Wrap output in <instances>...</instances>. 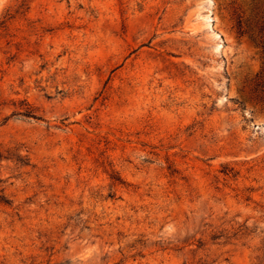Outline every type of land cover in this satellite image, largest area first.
<instances>
[{
    "label": "rangeland",
    "instance_id": "obj_1",
    "mask_svg": "<svg viewBox=\"0 0 264 264\" xmlns=\"http://www.w3.org/2000/svg\"><path fill=\"white\" fill-rule=\"evenodd\" d=\"M237 14L0 0V264H259L262 57Z\"/></svg>",
    "mask_w": 264,
    "mask_h": 264
},
{
    "label": "trees",
    "instance_id": "obj_2",
    "mask_svg": "<svg viewBox=\"0 0 264 264\" xmlns=\"http://www.w3.org/2000/svg\"><path fill=\"white\" fill-rule=\"evenodd\" d=\"M235 21L239 32L241 34L248 33L256 45L260 47L262 66L260 71L255 75L254 90L257 91L260 99L264 102V0H249L248 17L243 20L242 14H237ZM243 22H245V27ZM115 178L118 179V177ZM262 246L258 247V250L261 249V251L256 254L259 264H261L264 258V250H262L264 245Z\"/></svg>",
    "mask_w": 264,
    "mask_h": 264
}]
</instances>
